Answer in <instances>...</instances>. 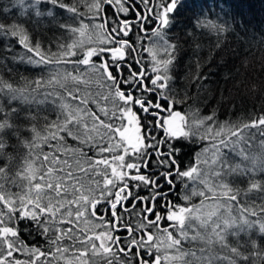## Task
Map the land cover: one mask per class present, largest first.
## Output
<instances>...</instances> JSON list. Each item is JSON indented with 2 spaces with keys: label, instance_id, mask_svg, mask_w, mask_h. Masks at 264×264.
I'll use <instances>...</instances> for the list:
<instances>
[{
  "label": "snow or ice",
  "instance_id": "obj_1",
  "mask_svg": "<svg viewBox=\"0 0 264 264\" xmlns=\"http://www.w3.org/2000/svg\"><path fill=\"white\" fill-rule=\"evenodd\" d=\"M184 6L0 0V264H264V105L221 119L199 44L177 87Z\"/></svg>",
  "mask_w": 264,
  "mask_h": 264
},
{
  "label": "trees",
  "instance_id": "obj_2",
  "mask_svg": "<svg viewBox=\"0 0 264 264\" xmlns=\"http://www.w3.org/2000/svg\"><path fill=\"white\" fill-rule=\"evenodd\" d=\"M201 13V19L227 21L231 26L230 31L217 37L214 32L201 34V30L196 29L193 36L186 35L192 33L194 14ZM70 15L63 12L61 19H68ZM172 34L179 36L181 41L187 40L183 44L186 52L183 65L177 73L178 88L184 87L183 73L189 59L195 58L192 49L199 44L201 47L198 54L201 57L207 58L212 54L211 64L206 65L203 71L209 77L208 87L212 90L209 100L212 104L220 107L217 101L224 99V104L220 107L221 119H233V113L243 118L246 113L260 110L264 105V43H261L264 40V0H185ZM46 35L49 38L53 35L60 37L59 32H47ZM218 39L222 45L220 49L215 47ZM25 67L21 65L19 72L30 78L47 75L38 70L25 72ZM237 84H240L239 90L236 88ZM252 84L257 85V92L249 91ZM192 147L194 146L189 145L184 149L188 154L185 156L186 161L191 155ZM24 235L29 241L35 238L34 234L29 236L27 231Z\"/></svg>",
  "mask_w": 264,
  "mask_h": 264
}]
</instances>
